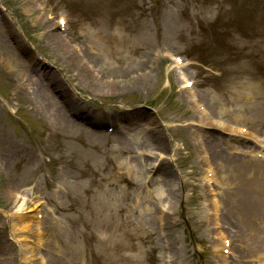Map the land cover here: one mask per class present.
I'll use <instances>...</instances> for the list:
<instances>
[{
    "label": "rangeland",
    "instance_id": "rangeland-1",
    "mask_svg": "<svg viewBox=\"0 0 264 264\" xmlns=\"http://www.w3.org/2000/svg\"><path fill=\"white\" fill-rule=\"evenodd\" d=\"M4 37L0 264H262L210 202L264 216V0H0Z\"/></svg>",
    "mask_w": 264,
    "mask_h": 264
},
{
    "label": "bare ground",
    "instance_id": "bare-ground-1",
    "mask_svg": "<svg viewBox=\"0 0 264 264\" xmlns=\"http://www.w3.org/2000/svg\"><path fill=\"white\" fill-rule=\"evenodd\" d=\"M9 56H10L9 45L7 44V42H4L3 48L0 50V65L5 64V65L9 66V64H10ZM184 65L185 64H183V66ZM176 73H178V75H176L178 77V79H180V77L183 78V74H181L180 71H176ZM40 87H42V86H40ZM192 89L187 88L183 91L184 93L188 94L189 98L191 99L190 100L191 104L197 103L196 100L192 96V92H193ZM245 99L248 100V99H250V97L248 95H246ZM200 118L202 119L204 117L200 116ZM210 119H212V118H210ZM210 124H211V126L217 127L219 129V126H217L216 124H213L212 122H210ZM229 130L232 131V133H235V134L238 133V135H241V133H239V131L236 130L235 125L231 126V128ZM233 131H235V132H233ZM248 135H250V134H248ZM221 145H222V143L217 142L215 145L211 146V148L213 149V153H212L213 157L215 158V160L219 161V163L216 161V163H217L216 165L219 168L223 167L227 163L233 162L232 158H230L229 161H227V160L222 161L220 159V153H221L220 152V146ZM234 159H236V158H234ZM244 160H246V161H244ZM242 162H246L248 164H251L252 162H256V163H258V165H263V163L258 161L257 159L250 160L247 158V159H243ZM125 167H126L127 171L132 169V165L129 164L128 162L125 164ZM227 168H229V166ZM249 172L250 171H248V173ZM244 178H245L244 180H245L246 186H249V184L252 185L256 181L254 172H251V173L245 175ZM13 196H15L14 193H13ZM229 199H230V201H229V204L226 206V211H225V207H223V212H222V208H220V203H221L220 200H215V199L211 200L210 206L212 208V213H213L214 217H216L217 211H220L219 216L226 217L228 220L229 219H231V220L237 219V222L239 223L238 218H240L241 221H244V223L242 224L243 229L246 232L249 231L248 233H249L250 237L252 238V240L259 242L258 239H259L260 231L262 233H264V220L261 219V216L264 219V216L262 215V212H261V210L263 208L262 202L259 199L251 196V194L249 192H247L245 194H240L238 197H236L235 198L236 203H233V199H231V198H229ZM222 204L223 203H221V205ZM235 204H238V205L236 206ZM22 210H23V207H18V212L14 217L16 219L14 225H19V227L21 229L26 231L28 229V225L25 224L26 216L24 215V211H22ZM235 216H237L238 218H236ZM21 223H22V225H21ZM38 234H39V232H38ZM219 239H220L221 244H222L221 237H219ZM44 240H45V238H44ZM232 240H233V238H232ZM232 240L230 242V248L233 245ZM214 243H215V245H212V246H213V249L215 250V249H217L218 246H220V244H217L216 240ZM258 246L257 245L251 246L252 250L250 248V252H251V254H253V256L256 260L261 261L262 264H264V253H263L262 249L257 250L260 247V246L259 247ZM246 248H247V246H246ZM223 257L226 258L225 256H223Z\"/></svg>",
    "mask_w": 264,
    "mask_h": 264
}]
</instances>
